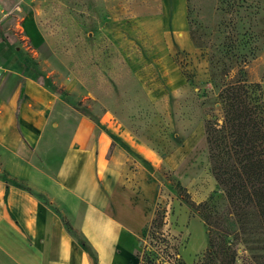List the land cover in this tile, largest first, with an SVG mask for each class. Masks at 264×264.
Here are the masks:
<instances>
[{
    "label": "rangeland",
    "instance_id": "1",
    "mask_svg": "<svg viewBox=\"0 0 264 264\" xmlns=\"http://www.w3.org/2000/svg\"><path fill=\"white\" fill-rule=\"evenodd\" d=\"M118 2L0 0V79L10 70L32 71L62 93L73 108L95 121L107 114L160 158L193 135L195 145L178 168L159 164L147 169L148 181L154 183L155 208L165 211L164 241L143 234L131 262L140 264L136 254L154 251L168 264H201L208 230L218 243L226 235L227 244L232 245L237 229L216 181L207 192V178L213 176L204 123H222L218 94L229 80L259 84L255 95L264 101V0H187L188 25L201 46L193 44V52L178 54L175 63L167 51L147 48L157 43V24L134 17L147 0ZM28 12L36 14L52 49L46 59L36 57L16 26ZM113 12L121 18L117 26L109 22ZM210 60L216 68L211 69ZM211 70L216 73L215 83L207 81ZM179 76L183 81L169 88L168 78ZM177 183L187 191L189 204L178 195ZM205 200L211 207L206 210L209 229L193 209ZM246 246L241 241L233 244V264L252 263ZM88 253L97 264L94 251Z\"/></svg>",
    "mask_w": 264,
    "mask_h": 264
},
{
    "label": "crops",
    "instance_id": "2",
    "mask_svg": "<svg viewBox=\"0 0 264 264\" xmlns=\"http://www.w3.org/2000/svg\"><path fill=\"white\" fill-rule=\"evenodd\" d=\"M115 14L112 26L121 19ZM134 15L157 24L158 46L153 41L148 49L167 51L174 63L193 52L187 0H147ZM36 18L28 12L16 26L36 57L46 59L52 49ZM181 81L168 78V87ZM194 145L192 135L160 158L107 114L95 121L32 71L10 70L0 79V264H93L64 222L97 264H134L155 211L148 167L176 169ZM207 181L209 192L216 185Z\"/></svg>",
    "mask_w": 264,
    "mask_h": 264
},
{
    "label": "trees",
    "instance_id": "3",
    "mask_svg": "<svg viewBox=\"0 0 264 264\" xmlns=\"http://www.w3.org/2000/svg\"><path fill=\"white\" fill-rule=\"evenodd\" d=\"M188 21V20H187ZM190 24V23H189ZM192 44L201 46L195 38V32L189 28ZM211 69L213 62L210 60ZM216 68V67H215ZM207 81L216 82V73L211 70ZM259 84H245L230 80L219 88L218 98L222 107L223 121L219 125L205 121L204 134L208 150L210 172L224 195L229 212L233 215L237 229L231 240L243 242L252 259L251 264H264V101L256 91ZM249 91V92H248ZM178 195L189 204V195L181 184L177 183ZM208 229L211 226L206 210L211 211L209 203L194 205ZM66 228L76 239L90 250L83 239L64 222ZM165 225L164 209L155 208L152 220L144 227L142 235L148 233L153 239H162ZM211 230V229H210ZM208 230V248L201 264H233L235 260V243L228 245L225 236L220 243ZM176 255V253L174 254ZM139 257L140 264H168L157 255L148 251ZM170 254L167 255L169 257ZM172 256V254H171ZM175 257V256H174ZM181 264H184L181 262Z\"/></svg>",
    "mask_w": 264,
    "mask_h": 264
}]
</instances>
